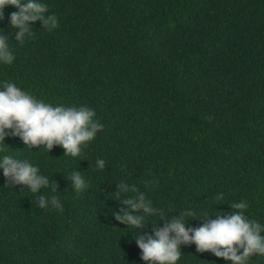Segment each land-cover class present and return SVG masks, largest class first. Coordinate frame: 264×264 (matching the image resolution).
<instances>
[{"label": "trees", "instance_id": "obj_1", "mask_svg": "<svg viewBox=\"0 0 264 264\" xmlns=\"http://www.w3.org/2000/svg\"><path fill=\"white\" fill-rule=\"evenodd\" d=\"M39 2L57 27L38 19L20 40L8 22L16 9L4 10L0 35L14 61L0 63V86L88 106L104 127L76 157L5 137L9 146L0 147L28 159L49 184L34 194L0 169V264H150L136 237L184 209L216 219L241 200L264 224V0ZM73 173L85 180L80 190ZM141 197L163 216L131 208ZM123 210L145 216V226L117 220ZM177 264L231 262L190 244Z\"/></svg>", "mask_w": 264, "mask_h": 264}, {"label": "clouds", "instance_id": "obj_2", "mask_svg": "<svg viewBox=\"0 0 264 264\" xmlns=\"http://www.w3.org/2000/svg\"><path fill=\"white\" fill-rule=\"evenodd\" d=\"M9 6L16 9L8 14V22L17 29V40L26 34L31 37L29 24L38 19L49 30L57 27V17L54 14L45 17L47 5L39 0H0V20L4 19V10ZM13 61L14 55L9 45L4 36L0 35V63L10 64ZM95 115V110L88 106L46 103L12 82H4L0 86V144L3 145L9 146L5 137L12 135L18 136L25 145H44L48 153L53 145H60L66 155L76 157L104 127L94 119ZM96 163L102 167L104 160L97 159ZM0 169L13 184L25 185L34 194L49 184V178L41 174L37 166L28 159L10 155L3 147H0ZM71 180L76 190L85 186V180L79 173H73ZM37 199L41 207L48 206L43 194H39ZM49 199L53 207H61L57 196L52 195ZM129 203L131 208L143 209L146 214L155 216L160 212L163 216L162 209H153L150 204L143 203V197L140 203ZM231 206L238 211L228 214L217 212L216 219H208L210 213L207 211L198 218L192 209L180 211L178 216L172 217L163 228L154 230L153 234L136 237L135 243L141 250V259L150 264H177L181 257V245L190 244H195L197 252H210L231 264H248L252 256L264 257V224L249 218L242 211L248 207L243 200ZM114 215L117 220L131 226L143 227L146 224L145 216L133 215L127 210ZM192 218H204L206 222L191 227L189 221Z\"/></svg>", "mask_w": 264, "mask_h": 264}]
</instances>
